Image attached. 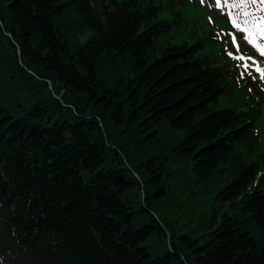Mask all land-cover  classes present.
I'll list each match as a JSON object with an SVG mask.
<instances>
[{
	"label": "trees",
	"instance_id": "1",
	"mask_svg": "<svg viewBox=\"0 0 264 264\" xmlns=\"http://www.w3.org/2000/svg\"><path fill=\"white\" fill-rule=\"evenodd\" d=\"M198 5L0 0L11 264H264V155L216 108L232 72Z\"/></svg>",
	"mask_w": 264,
	"mask_h": 264
},
{
	"label": "rangeland",
	"instance_id": "2",
	"mask_svg": "<svg viewBox=\"0 0 264 264\" xmlns=\"http://www.w3.org/2000/svg\"><path fill=\"white\" fill-rule=\"evenodd\" d=\"M197 1L200 6L206 9L191 8L187 12L186 20L192 19L193 15L196 19V26L202 24L197 29L200 38L205 37L203 31H213L212 41H208L202 51L213 53L216 63L225 64L232 69V74L228 76L229 91L219 98L216 108H230L238 113L244 112V119L253 120V131L258 143L252 158L256 159L259 155H264V75L256 74L255 71L248 68L250 62L246 59V56L257 57L259 64L264 66V55L248 45V39H245L248 36H244L236 28L232 31V28L224 19L223 3L229 2L233 5L243 2V8L232 9L239 21L243 19L247 21L249 26L256 29L257 22L264 18V5L260 3V0H256L255 4H252L251 0H219V6L217 7L215 0H205L204 3L201 0ZM244 12H248L249 15L244 16ZM253 17L256 19L254 20ZM179 32L185 37V32L181 30ZM186 38L188 37L186 36ZM194 40L188 39L190 42ZM252 53L254 54L252 55ZM249 89H251V92H249ZM10 256L4 243L0 240V264H11L12 258Z\"/></svg>",
	"mask_w": 264,
	"mask_h": 264
},
{
	"label": "snow or ice",
	"instance_id": "3",
	"mask_svg": "<svg viewBox=\"0 0 264 264\" xmlns=\"http://www.w3.org/2000/svg\"><path fill=\"white\" fill-rule=\"evenodd\" d=\"M202 3L205 2V0H201ZM251 3L252 4H255L256 3V0H251ZM260 3L262 5H264V0H260ZM219 6V0H217V7ZM232 8H243L244 7V4L243 2H241L240 4H233L231 5ZM259 11V9H257ZM244 16H248L249 13L248 12H244L243 13ZM253 19L255 20L256 18L253 17ZM245 23H247V21H245ZM262 25H264V18H261L258 22H257V25L256 27L258 28L261 36H264V27H262ZM235 39V38H234ZM245 39H249V37H245ZM251 42V41H250ZM261 54H264V49H261ZM249 91H251V89H249Z\"/></svg>",
	"mask_w": 264,
	"mask_h": 264
},
{
	"label": "water",
	"instance_id": "4",
	"mask_svg": "<svg viewBox=\"0 0 264 264\" xmlns=\"http://www.w3.org/2000/svg\"><path fill=\"white\" fill-rule=\"evenodd\" d=\"M16 53L19 55V51L16 49ZM19 57H20V55H19Z\"/></svg>",
	"mask_w": 264,
	"mask_h": 264
},
{
	"label": "bare ground",
	"instance_id": "5",
	"mask_svg": "<svg viewBox=\"0 0 264 264\" xmlns=\"http://www.w3.org/2000/svg\"><path fill=\"white\" fill-rule=\"evenodd\" d=\"M258 31V30H257ZM258 33L260 34V32L258 31ZM263 37V36H262ZM264 38V37H263Z\"/></svg>",
	"mask_w": 264,
	"mask_h": 264
}]
</instances>
